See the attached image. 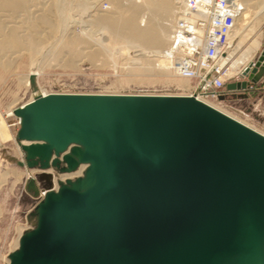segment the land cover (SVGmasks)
<instances>
[{
    "label": "water",
    "instance_id": "95a60500",
    "mask_svg": "<svg viewBox=\"0 0 264 264\" xmlns=\"http://www.w3.org/2000/svg\"><path fill=\"white\" fill-rule=\"evenodd\" d=\"M243 75L227 89L264 76V48ZM17 114L19 138L80 124L111 147L92 188L47 195L11 264H221L242 247L264 264V134L193 95L57 93Z\"/></svg>",
    "mask_w": 264,
    "mask_h": 264
},
{
    "label": "bare ground",
    "instance_id": "6f19581e",
    "mask_svg": "<svg viewBox=\"0 0 264 264\" xmlns=\"http://www.w3.org/2000/svg\"><path fill=\"white\" fill-rule=\"evenodd\" d=\"M84 2L86 0H0V67L10 65L12 59L19 55H27L30 60L29 63H31V69L29 68L30 73L26 76L24 83L35 89L32 97L27 102L16 107L15 111L17 113L26 112L39 95L57 94L39 88L37 82L41 69L36 66V61H39L37 59L41 54L50 50L56 58L61 53H66L67 60L65 64L69 66L73 65L77 58H86L91 62L100 60L104 62L107 59L112 65L117 66V55L122 54L127 56L124 59L126 61L124 68L128 70L130 68L160 70L161 72L171 70L168 54L171 32L179 10L178 0H109L111 7L109 11L105 10L106 12L101 8H97L96 4L93 5V9L86 13L84 22L92 27L94 25L98 26L103 32L106 31V41L101 38V40L93 38L85 28L77 32L74 28H68L63 24L62 20H65L67 15V6L73 3L79 7L84 6V13L91 8V6L86 7ZM242 4L244 7L236 22L228 57L234 56L235 51L244 45L246 39L249 38V34L253 32L254 24L251 23L252 20L247 21L246 19L251 18L253 14H258V10L264 8V0H244ZM262 17H264V14ZM112 43L118 44L115 47V49L118 47L117 50L113 49ZM258 47L259 41L252 39L249 46L237 58L234 59L233 57L231 70H245L252 62ZM201 101L264 134L256 127L224 111L215 103L209 100ZM22 118L23 115H21V120ZM57 131L59 134L56 136H52L53 133H51V136L42 133L39 135L34 134L29 138L21 139V144L26 147H34L36 150H49L48 161L51 160L52 163L62 158L70 167L78 164L79 167L77 166L78 168L75 171L63 176L52 170L55 183L57 179L62 181L71 180L75 176L84 175V177L78 178L77 181H70L69 185L56 186L55 191L47 193L55 200H60L65 188L84 192L96 184V173L104 166L111 146L107 135L88 133L80 124H75L70 129L60 128ZM52 132H56V130ZM10 137L7 123L5 120L0 119V142L8 140ZM51 152L55 155L52 156ZM58 155L60 156L58 157ZM247 220V217H245V222ZM21 235L17 239L15 245L17 247L21 245L24 234ZM241 240L242 242L248 240L246 226ZM250 254L249 249L242 247L237 253L222 257L221 264H243V260ZM7 259L11 264V255Z\"/></svg>",
    "mask_w": 264,
    "mask_h": 264
},
{
    "label": "rangeland",
    "instance_id": "374dc122",
    "mask_svg": "<svg viewBox=\"0 0 264 264\" xmlns=\"http://www.w3.org/2000/svg\"><path fill=\"white\" fill-rule=\"evenodd\" d=\"M84 3L86 7L91 6L84 13V6L80 8L74 3L73 6H67L66 19L62 17L63 24L68 28H74L77 32L85 28L93 38L106 41V31L103 32L95 25L89 26L84 20L86 13H89L95 4L97 8L109 11L111 7L109 0H86ZM261 13L264 14V8L259 9L258 14H253L251 18L246 19L252 20L253 32L249 34L244 45L235 51L234 59L249 46L252 39L259 41V47L252 62L257 60L263 50L264 17ZM112 45L115 49L118 44L112 43ZM117 49L118 47L115 50ZM19 56L13 58L10 65L0 67V119L5 120L11 135L8 140L0 142V264H9L7 257L19 249L15 246L19 236L37 227L39 209L47 193L55 191L56 186L69 185L70 181L74 182L84 177L82 174L83 176H75L71 180L57 179L55 183L53 171L63 176L75 171L79 167L78 164L70 167L62 158L52 163L51 160L48 161L49 156L30 154L25 149V145L21 144L22 138L18 137L21 116L15 109L19 104L27 102L35 89L24 83L26 76L30 73V60L27 55ZM125 57L127 58L122 54L117 55V66L112 65L107 59L104 62L101 60L91 62L86 58H77L71 67L65 64L66 53L63 52L56 58L52 50L47 51L38 57L39 61H36V66L41 69L37 79L38 87L50 93L67 94L184 95L189 92L187 90L190 86L196 85V80H186L176 76L171 70L161 72L139 68L125 69ZM256 98L257 96L254 95L250 101L241 102L239 97L232 98L225 95L218 99H209V101L264 131L261 127L264 124V117L254 101ZM53 155L55 153H52Z\"/></svg>",
    "mask_w": 264,
    "mask_h": 264
},
{
    "label": "built area",
    "instance_id": "2783aa9c",
    "mask_svg": "<svg viewBox=\"0 0 264 264\" xmlns=\"http://www.w3.org/2000/svg\"><path fill=\"white\" fill-rule=\"evenodd\" d=\"M243 1L178 0L168 56L176 76L196 80L187 95L209 100L240 93L227 89L228 83L245 79L243 69L231 70L234 56L228 57V51ZM255 85L250 84L247 91Z\"/></svg>",
    "mask_w": 264,
    "mask_h": 264
},
{
    "label": "crops",
    "instance_id": "0c3cea01",
    "mask_svg": "<svg viewBox=\"0 0 264 264\" xmlns=\"http://www.w3.org/2000/svg\"><path fill=\"white\" fill-rule=\"evenodd\" d=\"M255 89L252 91H247L246 95L240 93H228L227 95L232 97V98H237L239 97L241 99V102H248L250 99L255 95L257 96L256 100V105L261 111V114L264 117V76L256 83ZM262 129L264 130V124L261 126ZM258 129V128H257ZM260 130V129H258ZM261 131V130H260ZM264 133V131H261Z\"/></svg>",
    "mask_w": 264,
    "mask_h": 264
}]
</instances>
